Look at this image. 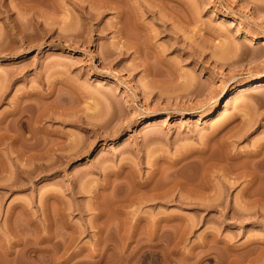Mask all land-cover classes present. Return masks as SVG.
Segmentation results:
<instances>
[{"label":"rangeland","instance_id":"obj_1","mask_svg":"<svg viewBox=\"0 0 264 264\" xmlns=\"http://www.w3.org/2000/svg\"><path fill=\"white\" fill-rule=\"evenodd\" d=\"M74 1L0 0V263L264 264L246 155L264 141V0H127L149 73L117 53L114 9ZM45 140L78 153L38 159Z\"/></svg>","mask_w":264,"mask_h":264},{"label":"bare ground","instance_id":"obj_2","mask_svg":"<svg viewBox=\"0 0 264 264\" xmlns=\"http://www.w3.org/2000/svg\"><path fill=\"white\" fill-rule=\"evenodd\" d=\"M74 1V0H73ZM87 1H89V0H87ZM127 0H93V2H96L97 4H102V6H103V8H112V9H114L115 10V13H116V17H117V21H116V24H118L117 26H116V31H117V33H118V36H119V39H122V41H121V44L118 46V54H123V53H125L128 49H133V52L134 53H136L138 56L140 55V54H142L143 52H144V56L141 58V61H140V65L141 66H143V68H144V70L145 71H147L148 72V70L150 69L149 67H151V61H148V57L146 56V54H145V48L146 47H149V46H151V44L149 43V41H147V40H141V39H139V38H137V37H133V38H131L132 36L131 35H129L130 34V31H129V33H128V30L125 28L126 27V23H125V19L126 18H131L129 21H131L132 23V28L133 29H135V30H144L145 29V26L143 25V24H141L140 23V21H138L137 20V18L135 17V13H134V10H133V8L132 7H130V9H128V8H125V2H126ZM91 2H92V0H91ZM128 2V1H127ZM126 2V3H127ZM74 3L75 4H77L75 1H74ZM26 4V3H25ZM77 5H79V3L77 4ZM27 6H29V4L27 5L26 4V6L24 5V7H26V8H31L30 6H32V5H30L29 7H27ZM101 6V7H102ZM80 7V6H79ZM83 7V6H82ZM145 11L146 12H148V13H150V14H154L155 12L154 11H152L151 10V7L149 8V6H145ZM86 14L88 15V17L89 18H95V14L93 15L92 13H90V12H86ZM98 15V14H97ZM157 19H159V20H161V21H163V19H161V18H157ZM128 20V19H127ZM126 20V21H127ZM15 23V22H14ZM18 23V22H17ZM126 25H125V24ZM130 23V22H129ZM16 25V24H15ZM14 24H12V26H15ZM19 25V24H18ZM162 25L166 28V22L165 21H163V23H162ZM12 28V27H11ZM15 28H18V27H15ZM168 28V27H167ZM13 29V28H12ZM42 29H43V27H42ZM131 30V29H130ZM15 31H17V32H19L18 31V29L17 30H15ZM20 31H22V29L20 30ZM131 36V37H130ZM74 37V36H73ZM79 39V38H78ZM128 52V51H127ZM241 54H244V53H241ZM158 57V56H157ZM224 59H223V57H219L218 59H217V61L219 62H221V61H223ZM157 63H162L161 62V60L159 59V57L157 58ZM150 65V66H149ZM149 68V69H148ZM153 69V68H152ZM151 69V70H152ZM150 71V70H149ZM151 72V71H150ZM155 72V71H154ZM153 72V73H154ZM149 73V72H148ZM152 73V74H153ZM214 74H215V72H212L211 73V76L213 75L214 76ZM154 76H155V74H153ZM156 76H157V74H156ZM155 80H157V79H153V83H155L154 81ZM261 85H264V80H257V81H255V86H261ZM197 90H199V89H197ZM245 91V88H244V86L243 85H239L238 87H236V88H234L233 90H232V92L229 94V98L227 99V101L229 102L231 99H233V98H235V97H237L239 94H241V93H243ZM139 93L141 94V92L139 91ZM227 103V102H226ZM38 108V107H37ZM39 111V110H38ZM40 111H42V110H40ZM16 113V112H15ZM37 113V112H36ZM39 113V112H38ZM41 113V112H40ZM42 115H43V113H42ZM241 115L242 116H244L245 115V112L243 111V113H241ZM17 116V115H16ZM35 116V115H34ZM38 116H40V115H38ZM38 116H36V118L38 117ZM23 117V116H22ZM21 116H20V118L17 120V121H19V127L21 126V128L24 126V120H23V118H22ZM235 118L236 116L235 115H229V114H227V112H226V110H223L222 112H221V116H220V119L219 120H217V122H216V124H214V126H212V128H211V134L212 133H215L216 134V132H218V130L222 127V126H224L227 122H229L232 118ZM18 118V117H17ZM39 118V117H38ZM42 118V117H41ZM43 118H45V117H43ZM40 119V118H39ZM37 120V119H36ZM35 120V121H36ZM40 120H42V119H40ZM27 121V120H26ZM39 121V120H38ZM254 120L252 119V121H251V119H246L245 118V122H244V120L242 121V122H244L243 123V126H242V128L240 127V130L239 129H237V133L234 131V133H236L237 135H239V136H242V135H245V133L246 132H248V129H250V127H251V125H252V123H254L253 122ZM27 123V122H26ZM29 123V122H28ZM8 125V124H7ZM29 125V124H28ZM18 126V125H17ZM25 127H26V124H25ZM39 127V126H38ZM20 128V129H21ZM35 129H36V126L34 127ZM33 128V129H34ZM5 129V128H4ZM6 129H7V127H6ZM23 129V128H22ZM41 129V128H40ZM8 130V129H7ZM6 130V131H7ZM37 130H39L38 128H37ZM5 131V132H6ZM42 131V130H41ZM32 132V131H31ZM30 132V133H31ZM43 132V131H42ZM18 133V132H17ZM37 133H41L40 131L39 132H37ZM6 134V133H5ZM12 134V133H11ZM14 134V133H13ZM43 134V133H42ZM7 135V134H6ZM15 135V134H14ZM18 135V134H17ZM46 135V134H45ZM1 136V135H0ZM5 136V135H4ZM44 136V135H43ZM43 136H42V138H43ZM11 137V136H10ZM1 138V137H0ZM15 138V137H14ZM19 138V137H18ZM26 138H27V136H26ZM34 138V137H33ZM45 139H46V137H44ZM44 138H43V140H44ZM12 139V138H11ZM21 139V138H20ZM28 139V138H27ZM25 140V139H24ZM29 140V139H28ZM47 140V139H46ZM46 140H45V142L43 141V142H41V143H39V144H37L36 142L33 144L34 146L32 147V145H29V144H27V145H29V146H31L32 148L31 149H34V148H36V151L38 150V153L36 154L35 153V155L38 157V159L39 158H41L42 159V157H45V156H47L50 152H53L54 154H56L57 155V158H58V160H59V162L61 163L62 161H64L63 159L64 158H66V159H68V158H71L72 156H74V154H76L77 155V151L78 150H76V152H75V150H74V148H76V145L78 144H76L75 142H73L72 144L70 143H66V144H62V143H58V144H55V145H50V144H48L47 145V142H46ZM1 141V140H0ZM28 141H26V143H27ZM30 142V141H29ZM21 144V143H20ZM23 144V143H22ZM30 144H32L31 142H30ZM24 145H25V142H24ZM23 147V146H22ZM26 148H28V146L26 147ZM24 149V148H23ZM72 149L74 150V153H71L72 152ZM28 150H29V148H28ZM71 150V151H70ZM80 150V149H79ZM31 155V154H30ZM72 155V156H71ZM247 155V157L248 158H250V160H249V162L251 161V159H252V161H253V163L251 162V164H261L259 167H258V169H260L261 167L263 168V166L262 165H264V141H261V142H258L257 144H254V148L251 150V152H249V153H247L246 154ZM29 156V155H28ZM71 156V157H70ZM31 157V156H30ZM33 157V156H32ZM36 157V158H37ZM227 157H228V155H227ZM231 157H233V159L234 158H236L234 155L233 156H230V158ZM232 159V158H231ZM42 163V162H41ZM43 164V163H42ZM41 164V166L40 167H42V166H44V164L42 165ZM40 165V164H39ZM255 165H252L253 166V169H254V166ZM47 166V165H46ZM45 166V167H46ZM258 166V165H257ZM257 166H255V168L257 167ZM49 168H50V165L48 166ZM243 169H245V166H244V168ZM249 169V168H248ZM248 169H246L245 171L243 170V171H241V173L239 174V172H238V174H239V176L241 175V176H243V174H245V173H248V171H250V170H248ZM264 170V169H263ZM251 171H253V170H251ZM250 171V173L248 174V175H250V179H248V180H253L252 178H254V176H256V174L253 172H251ZM251 181H249V182H251ZM158 193V192H157ZM161 193V192H160ZM155 194V193H154ZM151 195V194H150ZM153 195V194H152ZM149 196V195H148ZM157 196V195H156ZM152 198V197H151ZM50 223H48V225H49ZM41 233V232H40ZM2 234V233H1ZM0 234V235H1ZM3 236H5V235H3ZM37 237V236H36ZM35 237V238H36ZM45 237V236H44ZM50 237V236H49ZM49 237H45V238H40L39 237V239H44V240H49ZM3 238H4V240H5V237H2V236H0V248L2 249V246H3V244H4V242H3ZM38 238V237H37ZM36 238V239H37ZM32 239V238H31ZM34 239V238H33ZM36 241V240H35ZM65 241V240H64ZM62 242V241H61ZM60 243V242H59ZM63 243V242H62ZM65 243V242H64ZM67 243V242H66ZM70 243V242H69ZM9 245V244H8ZM64 245H67V244H64ZM5 246V245H4ZM3 246V247H4ZM69 246V245H68ZM67 246V247H68ZM49 247V246H48ZM67 247H65L66 249H67ZM42 248V247H41ZM63 248V247H62ZM6 249L4 248L2 251H5ZM35 250H37V249H35ZM44 250L45 251H47L45 248H44ZM55 250V249H54ZM65 250V249H64ZM43 251V250H42ZM62 251H63V249H62ZM62 251H61V253H62ZM66 251V250H65ZM65 251L63 252V253H65ZM8 252V251H7ZM36 252H38V251H36ZM50 252V251H49ZM11 253V252H10ZM51 253V252H50ZM62 253V254H63ZM1 255L4 257V255L1 253ZM1 257V256H0ZM2 258V257H1ZM0 258V259H1ZM3 259H5V258H3ZM1 261V260H0ZM4 262V261H3ZM0 263V264H5V263ZM6 262V261H5ZM40 263H42V262H40ZM57 263V262H56ZM60 263V262H59ZM64 263V262H63ZM45 264V263H44Z\"/></svg>","mask_w":264,"mask_h":264}]
</instances>
